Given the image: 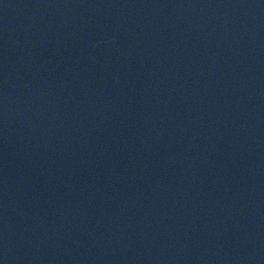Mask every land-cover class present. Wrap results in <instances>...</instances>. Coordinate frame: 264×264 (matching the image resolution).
Masks as SVG:
<instances>
[{"label": "water", "instance_id": "water-1", "mask_svg": "<svg viewBox=\"0 0 264 264\" xmlns=\"http://www.w3.org/2000/svg\"><path fill=\"white\" fill-rule=\"evenodd\" d=\"M0 264H264V0H0Z\"/></svg>", "mask_w": 264, "mask_h": 264}]
</instances>
